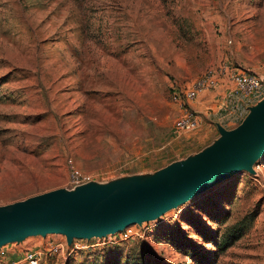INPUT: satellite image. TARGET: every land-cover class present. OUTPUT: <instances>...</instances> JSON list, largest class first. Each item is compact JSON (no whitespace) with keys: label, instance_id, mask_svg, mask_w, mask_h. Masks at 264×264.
I'll return each instance as SVG.
<instances>
[{"label":"rangeland","instance_id":"374dc122","mask_svg":"<svg viewBox=\"0 0 264 264\" xmlns=\"http://www.w3.org/2000/svg\"><path fill=\"white\" fill-rule=\"evenodd\" d=\"M222 63L259 71L264 0H0V206L73 189L72 169L107 183L209 146L214 121L234 129L264 98L233 96L239 110L224 115L212 98L175 140L173 94ZM254 168L146 223L143 237L75 240V254L44 264H264V157Z\"/></svg>","mask_w":264,"mask_h":264},{"label":"water","instance_id":"95a60500","mask_svg":"<svg viewBox=\"0 0 264 264\" xmlns=\"http://www.w3.org/2000/svg\"><path fill=\"white\" fill-rule=\"evenodd\" d=\"M216 126L219 137L209 146L154 173L90 181L0 206V251L32 237L61 235L71 246L114 236L158 221L242 172L257 175L254 167L264 157V98L236 128Z\"/></svg>","mask_w":264,"mask_h":264},{"label":"built area","instance_id":"2783aa9c","mask_svg":"<svg viewBox=\"0 0 264 264\" xmlns=\"http://www.w3.org/2000/svg\"><path fill=\"white\" fill-rule=\"evenodd\" d=\"M227 76L229 81L234 84L227 97L233 96L251 97L262 95L264 93V63L259 71H250L245 69L234 68L228 63H222L218 67L208 69L192 86L182 92H175L173 100L181 109V116L177 119L173 127L175 140L192 133L200 127V116L195 112L189 103L198 99L201 95L218 88L221 79ZM72 187H76L91 181L88 175L80 174L72 169L70 174ZM143 225H132L122 232L109 236L113 238L112 243L128 242L134 238L143 237L147 234L149 228ZM63 242H51L45 249H29L25 251L19 260H10L5 248L0 251V264H44L48 260L71 257L79 247L76 243L68 246Z\"/></svg>","mask_w":264,"mask_h":264},{"label":"crops","instance_id":"0c3cea01","mask_svg":"<svg viewBox=\"0 0 264 264\" xmlns=\"http://www.w3.org/2000/svg\"><path fill=\"white\" fill-rule=\"evenodd\" d=\"M234 88V84L229 81V78L227 76L223 77L221 79V84L218 88H216L213 91H209L203 95H201L198 99L192 101L189 103V106L199 114L200 113L203 115V117H208L211 112L209 111L210 107L209 102H211L213 99L216 97L220 98L221 100V105L219 107V111H217L216 114H221L224 115L226 112L228 113H233L236 110H239L238 106L235 104L237 99H228L227 94L228 92ZM213 98V99H212ZM224 108V109H223ZM222 110V111H220ZM221 123L220 121H214V124ZM200 124H201V117H200ZM6 248V247H4ZM10 260H19L22 256V254H8Z\"/></svg>","mask_w":264,"mask_h":264},{"label":"trees","instance_id":"16d2710c","mask_svg":"<svg viewBox=\"0 0 264 264\" xmlns=\"http://www.w3.org/2000/svg\"><path fill=\"white\" fill-rule=\"evenodd\" d=\"M172 162H174V161H172ZM171 162V163H172ZM212 218L214 219V217L212 216ZM215 220V219H214ZM226 247H230L231 246V243L229 244V243H227L226 245H225ZM223 250H225V249H223Z\"/></svg>","mask_w":264,"mask_h":264}]
</instances>
